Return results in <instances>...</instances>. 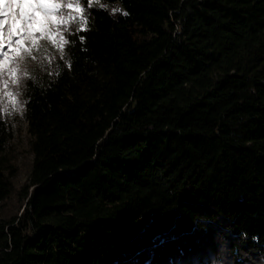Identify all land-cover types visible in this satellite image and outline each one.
Instances as JSON below:
<instances>
[{
  "label": "trees",
  "instance_id": "obj_1",
  "mask_svg": "<svg viewBox=\"0 0 264 264\" xmlns=\"http://www.w3.org/2000/svg\"><path fill=\"white\" fill-rule=\"evenodd\" d=\"M102 1L22 77L17 191L0 119V264H264V0Z\"/></svg>",
  "mask_w": 264,
  "mask_h": 264
},
{
  "label": "rangeland",
  "instance_id": "obj_2",
  "mask_svg": "<svg viewBox=\"0 0 264 264\" xmlns=\"http://www.w3.org/2000/svg\"><path fill=\"white\" fill-rule=\"evenodd\" d=\"M28 2H36V0H28ZM45 2L64 3L66 0H45ZM19 3L20 0H0V13H6V16L0 15V19H6L7 21L2 26V30H0L5 48L9 40V27L12 24L13 18H18L21 13V8L18 7ZM100 4L106 5L102 0H100ZM86 5L88 6V0H80V7L84 10L82 14L87 18ZM92 6L100 5L94 2ZM37 15L42 22L34 25L37 46L31 47L30 40H22L24 46L31 49V56L24 52L14 55L16 52V46L14 45L13 53L9 54L10 58H5L3 71L0 74V119L12 124L14 130V137L7 142L6 148L14 152L13 161L17 171L14 176L16 191L27 182L32 160L28 137L26 136L27 124L24 117V102L21 94L22 77L25 76L24 70L26 69L27 73H30L39 69H45L46 67H51L54 62L61 58L60 51L51 41L46 38H40L41 32L39 29L44 27L45 23H47L48 29L53 32L56 31L55 26L48 23V18L44 16L43 12H38ZM18 26L19 24H17ZM63 28L64 26H61V31L66 38L68 31H63ZM72 28H76L74 23L69 25V30H72ZM19 35H17V38H19ZM20 56L24 58L21 60ZM14 79L16 83H13ZM13 97L15 99V106L13 104ZM16 191L13 197L3 204L2 215L14 214L19 208L21 202L20 199H17Z\"/></svg>",
  "mask_w": 264,
  "mask_h": 264
},
{
  "label": "snow or ice",
  "instance_id": "obj_3",
  "mask_svg": "<svg viewBox=\"0 0 264 264\" xmlns=\"http://www.w3.org/2000/svg\"><path fill=\"white\" fill-rule=\"evenodd\" d=\"M99 4L101 8H107V5L100 4V0H88V7L91 8L93 3ZM18 7L21 8V13L18 18H13L12 24L9 27V40L7 47H4L2 41V35H0V74L3 71V64L5 58H10L9 54L13 53V46H16V52L14 55H18L20 52L27 53L31 56V49L25 47L22 40H30L31 47L37 46V37L35 36L34 25L37 23H42L37 15L38 12H43L44 16L48 18V23L55 26L56 31L53 32L48 29L47 23L44 27L39 29L41 32L40 38H46L52 42V44L60 51L61 59H63L65 53L63 51L65 45L69 43V40L65 38L63 32L61 31V26H64L63 31H68L70 35L73 33L69 30V25L74 23L76 25L75 32L79 33L82 31H87V18L82 14L83 8L80 7V0H66L64 3H50L45 2V0H36V2H28V0H20ZM27 9V10H24ZM116 12H121L123 15H127L121 9L113 8L110 14ZM0 15L6 16V13H0ZM6 19H0V30L2 26L6 23ZM17 24L19 26L17 27ZM19 38H17V35ZM57 37L59 38L57 40ZM79 39L83 42L84 37L80 36ZM74 43V41H73ZM24 57L20 56L22 60ZM35 59V57H33ZM13 62H15L13 60ZM64 64L71 67L69 60H64ZM57 74L59 72V65L57 66ZM24 74L28 75L27 70H24ZM16 83V80H13ZM13 99V104L15 106V99Z\"/></svg>",
  "mask_w": 264,
  "mask_h": 264
}]
</instances>
